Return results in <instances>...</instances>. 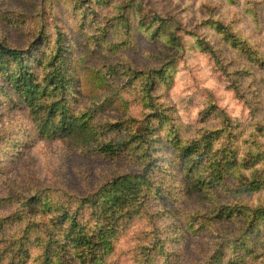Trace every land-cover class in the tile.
<instances>
[{
	"label": "rangeland",
	"instance_id": "obj_1",
	"mask_svg": "<svg viewBox=\"0 0 264 264\" xmlns=\"http://www.w3.org/2000/svg\"><path fill=\"white\" fill-rule=\"evenodd\" d=\"M213 20L228 24L260 60L249 59L241 41H228ZM58 29L73 80L68 108L96 133L89 144L124 142L117 154L42 133L41 118L56 98L31 103L6 84L23 67L39 64V76L50 71ZM4 41L23 60L3 57L7 66L0 65V264H21L25 250L27 264H36L60 204L93 217L96 204L86 197L142 166L158 191L140 196L119 220L109 264H133L145 237L178 249L175 264H204L217 247H224L219 264H229L233 248L241 255L246 244L262 247L264 224L247 229L241 219L250 203L264 204V176L259 189L233 186L243 179V164L247 171L258 160L264 167V0H0ZM207 42L224 66L205 50ZM233 81L255 106L254 120ZM254 152L260 159H252ZM211 159L229 164L220 180L209 178ZM193 177L202 180V194L192 188ZM42 197L48 207L29 208L27 201L41 204ZM257 252L244 264H264Z\"/></svg>",
	"mask_w": 264,
	"mask_h": 264
},
{
	"label": "trees",
	"instance_id": "obj_2",
	"mask_svg": "<svg viewBox=\"0 0 264 264\" xmlns=\"http://www.w3.org/2000/svg\"><path fill=\"white\" fill-rule=\"evenodd\" d=\"M213 22L215 29L224 33L228 41H241L240 48L249 53V59L252 61L260 60L259 55H257L259 51L256 49L254 51L253 47L248 46V43H243L241 37L236 31H232L228 24L220 20H213ZM63 42L64 33L58 29L55 40L56 51L47 60L50 71H44L39 76L40 70L37 68L39 64H34L35 66L32 65V67H23L20 71L13 73L10 76V80L6 81V84H12L13 88L18 89L26 101L32 100L31 103L41 102L47 105L50 99L56 98L53 104L47 105L48 112L44 111L43 119L41 118V122L44 125L41 130L42 133L52 131L56 138L65 140L71 146H79L80 149L90 148V150H94L100 154L114 155L121 152L124 148V142H110L103 145L100 143L89 144L88 140L90 138L93 139L96 133L88 121L80 119V116H77L76 113L70 111L68 108V93L71 91L73 80L66 66ZM205 50L211 54L217 64L221 66L225 65L221 54H219L220 52L217 53V49H214L211 43L207 42ZM3 57H6L7 61L9 58L22 61L23 52L19 48L11 47L4 41L0 42V65L7 66V64H4L6 61L3 60ZM148 78L149 81L146 88L151 89L154 78L152 80L150 75ZM233 82L239 96L245 98L249 103L251 117L254 120L255 106L250 104L249 99L245 97V93L242 92L240 85H238L239 83ZM149 97L151 98L152 96ZM46 123L49 125L47 126ZM260 124H262V121ZM259 130L264 133V124L259 127ZM204 138L205 136H203ZM150 150L151 147L147 148L144 152L149 154ZM189 150L188 146H186L185 151ZM260 154L261 152H254L252 159L254 161L260 159ZM182 158L187 160L186 154L182 155ZM213 160L211 159L209 163ZM228 160L230 164H234L236 156H229ZM259 162L260 160H258L257 165L253 164L252 170L249 171H247L249 167L247 163L243 164V167L246 169L242 170L243 179L236 186L234 184L233 191H237L242 187L248 188L251 183L254 184L256 189L263 186L262 176H264V167ZM211 164L212 168L210 169L211 175H209V178L220 180L222 174L227 171L229 164L223 165L215 161ZM196 179L197 177H193L192 179V188L195 187V191L202 194L205 191L201 187L202 180L198 178L196 181ZM157 187L159 188L158 185ZM157 187L155 180L147 174V168L142 166L138 172L120 175L118 178H115L113 185L107 187L102 193H94L86 197V201H90V204H93L92 201L96 204L93 207L95 212L93 217L85 219L68 201L63 205L60 204L55 215L51 217L53 225H50L51 227H48V230L44 234L43 249L36 264H109V257L114 248L113 240L117 232L116 227L119 220L130 212L132 204L138 201L140 196L148 197L150 193H156L158 191ZM189 190L192 191V189ZM34 201L36 200L27 201V205L29 208L34 209V212L38 209L40 210V206L41 209H44L50 205L47 197H42L41 204H33ZM226 205L224 204L225 207L228 206ZM225 207L221 209L223 214L225 213ZM245 208L246 212L244 210L242 212L246 216V219H241L245 227L247 229L253 227L260 228L261 223L264 224V204L254 205L250 203ZM232 214H235V211ZM55 229L59 231L56 235L53 233ZM156 238L159 237L155 236L154 239L145 237L141 241V244L137 245V255L133 264H158L159 260L154 255L158 247V250H161L164 256L163 264L176 263L179 258V253H177L179 250H168L164 245L159 246L157 244L158 239ZM254 245L246 244L243 246L244 251L248 253L246 252L241 255H238V252H240L238 249L233 248L236 252V259H230L229 264H244L248 259L252 260L249 256L259 254L257 252L259 250L264 255V241L261 244L262 247L256 248ZM222 251H224V247H217L213 253L211 251L207 255L208 259L204 264H219L220 257L223 254ZM18 259L17 262L20 261L21 264H27L29 262L28 250L19 253Z\"/></svg>",
	"mask_w": 264,
	"mask_h": 264
}]
</instances>
